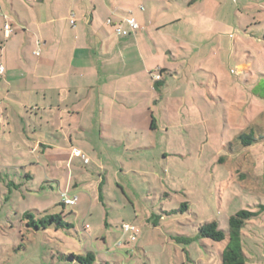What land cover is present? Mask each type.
<instances>
[{
  "label": "crops",
  "instance_id": "crops-1",
  "mask_svg": "<svg viewBox=\"0 0 264 264\" xmlns=\"http://www.w3.org/2000/svg\"><path fill=\"white\" fill-rule=\"evenodd\" d=\"M255 1L248 9L240 0L241 10L264 13V0ZM3 15L13 29L8 38ZM118 27L128 33L117 34ZM230 28L211 17V0H0V156L15 157L25 174L39 170L25 181L75 196L76 205L81 192L72 189L82 184L78 177L72 184L69 170L75 148L85 165L87 156L98 157L96 167L113 171L128 201H139L131 181L122 189L119 175L148 172L130 161L166 156L158 151L162 132L175 140L200 120L211 122L216 99L225 102L211 94V52ZM248 67L233 73L230 85L263 91L264 75Z\"/></svg>",
  "mask_w": 264,
  "mask_h": 264
},
{
  "label": "rangeland",
  "instance_id": "rangeland-1",
  "mask_svg": "<svg viewBox=\"0 0 264 264\" xmlns=\"http://www.w3.org/2000/svg\"><path fill=\"white\" fill-rule=\"evenodd\" d=\"M247 3L248 9L258 5L255 0ZM240 4V0H211V17L231 27L211 52V94L224 96L225 102L216 99L211 122L204 118L175 140L162 132L164 145L158 151L166 149V156L130 161L133 170L141 166L148 172L119 175L120 183L126 184L122 189L127 191L126 182L131 181L139 201H128L113 171L96 167V156H87L88 165L74 156L72 167H66L72 172V184L78 177L82 186L72 189L81 192L76 205L65 207L54 191H39L36 182L25 181L26 174L40 176L39 170L31 167L25 174L15 157L0 156V264H79L70 260V254L84 256V250L93 252L94 264H220L226 241L197 238V226L215 221L227 231L228 218L241 210L257 214L241 229L245 264H264V118L257 117L259 112L264 116V86L254 92L253 85H247V91L230 85L234 74L243 73L247 65L254 74L264 75L260 43L264 13L241 10ZM255 15L257 21L251 19ZM248 122L253 127L242 132L255 142L243 146L234 136ZM183 203L187 211L182 210ZM27 211L34 218L61 215L73 229H28L21 221ZM124 223L138 227L136 241L130 242L123 233Z\"/></svg>",
  "mask_w": 264,
  "mask_h": 264
},
{
  "label": "trees",
  "instance_id": "trees-1",
  "mask_svg": "<svg viewBox=\"0 0 264 264\" xmlns=\"http://www.w3.org/2000/svg\"><path fill=\"white\" fill-rule=\"evenodd\" d=\"M237 139L241 141L243 146H249L252 142H255L251 134L239 133L236 135ZM61 206H64L60 202ZM182 210L187 211V204L181 205ZM257 216L256 213L241 210L236 214L230 216L227 220L228 230H221L215 221L207 222L202 225H198L196 229V237L201 239H209L214 242L226 241L225 247L220 251L221 261L220 264H245V254L241 246V229L244 227L246 222ZM21 221L25 223L26 228L34 231H43L53 227L55 230L70 231L73 229V225L64 223L61 215H49L46 214L34 218L29 212H24L21 215ZM85 251V255L70 254V260L79 264H94L95 256L93 252Z\"/></svg>",
  "mask_w": 264,
  "mask_h": 264
},
{
  "label": "built area",
  "instance_id": "built-area-1",
  "mask_svg": "<svg viewBox=\"0 0 264 264\" xmlns=\"http://www.w3.org/2000/svg\"><path fill=\"white\" fill-rule=\"evenodd\" d=\"M3 17L5 19L4 35L6 38H8L11 35L13 29H12L10 23L8 22L7 17L5 15H3ZM125 21H126L131 32L136 33L140 30V26L138 25V23L135 21L134 18H127ZM107 22L110 23L109 20ZM71 23H73V21H71ZM115 32L117 34H120V35H126L128 33L127 31H124L119 27L115 29ZM35 54L38 55V50L35 51ZM152 79H153V81H159L161 79V76H160V74L156 73V74L152 75ZM72 155L75 157H80L83 159L84 162H86V159L84 158V156L81 155V153L78 149L73 148L72 149ZM60 198H61V203L65 206H73L76 202L75 196L69 197L66 193H62L60 195ZM122 230H123L124 234H128L129 241L133 242L136 238V235H137L139 229L135 225L124 223L122 225Z\"/></svg>",
  "mask_w": 264,
  "mask_h": 264
}]
</instances>
